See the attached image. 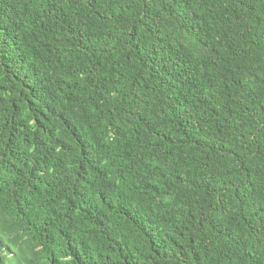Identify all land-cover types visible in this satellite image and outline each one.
Here are the masks:
<instances>
[{
    "label": "trees",
    "instance_id": "trees-1",
    "mask_svg": "<svg viewBox=\"0 0 264 264\" xmlns=\"http://www.w3.org/2000/svg\"><path fill=\"white\" fill-rule=\"evenodd\" d=\"M0 264H264V0H0Z\"/></svg>",
    "mask_w": 264,
    "mask_h": 264
}]
</instances>
